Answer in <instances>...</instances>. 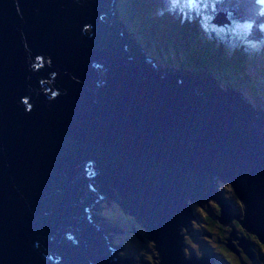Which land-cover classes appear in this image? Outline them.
Segmentation results:
<instances>
[{
	"label": "water",
	"instance_id": "1",
	"mask_svg": "<svg viewBox=\"0 0 264 264\" xmlns=\"http://www.w3.org/2000/svg\"><path fill=\"white\" fill-rule=\"evenodd\" d=\"M119 22L110 0H0V264H133L88 218L104 194L148 229L158 264H217L182 252L187 197L211 196L218 221L264 242V108L207 71L157 66Z\"/></svg>",
	"mask_w": 264,
	"mask_h": 264
},
{
	"label": "rangeland",
	"instance_id": "2",
	"mask_svg": "<svg viewBox=\"0 0 264 264\" xmlns=\"http://www.w3.org/2000/svg\"><path fill=\"white\" fill-rule=\"evenodd\" d=\"M157 1L167 3L166 7L169 13H171L170 11L171 9L172 10L175 9L176 10L175 15H179V17L182 20L187 19L188 22L193 21V19H190V12H193V10L191 11L192 9L191 5L194 4L195 0H122V1L115 0L114 8L117 11L116 17L118 15L123 16V14L127 16L126 18L128 20L126 22L127 24H125V32H129L130 35H133V38L135 40H137L138 42L140 41V44L144 47L145 52L149 53L151 55L152 60H155L157 66L160 67L165 64H173V63H169L172 62L173 59L170 58V56L166 58L163 52H166L168 55L169 53H173L176 54L177 56L180 55L182 58H187V57L189 58L192 56V54H195V51L193 52V49L183 50L172 44H165L164 40L158 39L157 35L159 32H170L173 33L174 36L176 37L179 36L182 37L183 34L179 30L178 24H174V25L169 24L168 26H166L164 24H159L154 16H150L149 10L155 9V6H157ZM256 1L257 0H250L249 2L252 10L260 11V15L257 18H255L256 19L255 26L253 22H249L246 25L244 23H240V20L235 19L236 18L235 17L234 18L235 20H233L234 23L232 22L233 24L230 28V25L225 26L224 23L227 20L233 19L231 15L229 14L224 15V13L222 12H216V11L212 12L211 10H209L212 23L209 22V24H205V27L202 30V31L207 30V32H209V30H211L210 32L212 31L222 32L223 29L224 31H229V32H224L226 33V38L224 39V42L221 36L218 37V39H222V44H220L219 48L216 47L217 45L219 46V44L211 45L210 48L211 55L213 56V58L219 60L218 57H220L222 53L227 52V51L225 52L222 51L221 53V50H223L224 48H230L229 52L232 54L230 59L233 60L232 66L237 64V61L240 66L238 67L237 70H235L236 72L234 73L236 74L235 77L240 78L244 73L245 74L244 78H246L245 84L247 85V87L244 86H242V88L237 87V85L243 83L244 79L242 81H238L235 79L234 81V78L231 77V80H229L228 82L227 81L224 82L220 77L216 76L214 78L219 83V86L222 89L224 88L223 90L234 89L239 94H241L244 101H246L249 104V108L253 110H259L256 106H261L262 108H264V63L260 59V56L252 62H247L244 67V70L242 67V63L245 60L249 61V59L252 56H255L257 53H259V52L251 53L254 47L259 46L261 48V51L264 52V48L261 45V43L264 42V8L254 7L253 4L257 6L262 5L256 3ZM182 4H184L186 7L189 6L190 7L186 10H182L181 9ZM198 6L199 5H196V8H198ZM145 10L148 13V16L143 18V13ZM197 15H199V11ZM179 24L181 25L182 28L186 27L185 25H182V23ZM255 27L260 30V36H261L260 39H256L254 36L255 32L251 31V30L255 31L256 29ZM197 33L199 37L198 39L201 40L203 34L200 32ZM203 40L207 42L205 38H203ZM214 41H216V39H214L213 42ZM236 41L241 42L240 45L236 44L235 43ZM153 44H155L156 46L154 45L153 47ZM162 50L163 52H161ZM174 60L177 62V58H175ZM173 65L176 68L178 67L177 63ZM254 65L258 68H254ZM234 68H237V66H234ZM100 71H103V69H100ZM226 82L227 84H229L228 86L230 87L228 89H226V87H224L223 85ZM220 179L222 180L224 178L221 177L213 180L214 184L215 182L217 184V185L215 184V187L216 186L219 187ZM224 180L228 182L227 179ZM109 186L111 187L112 185H108V187ZM217 189L219 190L217 196L222 198L224 201L226 198H228V201L230 202L231 205V210L235 213V216L241 219L242 209H238L237 208L238 206L234 203V201H231L229 199L230 197L232 198L234 197L237 200L235 194L229 192L230 189L229 187L227 189L230 194H227V191L222 187H220V189L219 188ZM117 200H121V199H117ZM207 200L209 199L206 197V200L205 198L197 199V200L189 198V200L187 201L191 203L196 201L194 205L197 209L201 211L200 214L206 219H208V222H211L212 219H215V222H217L218 221L217 214L214 216V214L212 213L213 211H215V208H212L209 211L207 207ZM199 203L202 205H200ZM238 203L240 202L238 201ZM209 205L212 207L214 204L213 202H210ZM189 207L190 210L186 211V213L189 214L187 217V222L184 223L183 225L184 227L178 230V234L182 235V239L188 242H189L188 239L190 238V241L191 240L193 241L191 243L195 245V249H194L191 248V245H189L188 242H185L184 246H186V248L188 249L186 254L189 255L192 252L196 256L201 257L202 255H200L197 251L202 250L204 247H208L209 244L215 240L216 237L215 231H217L218 233L221 232H220V228L216 226V224L211 225L212 230H210L208 226H206V228L203 227V225H201L202 219L198 214V212L196 211V209H194V207H191L190 205ZM88 212L90 213V215H88V218L92 219V221L90 222H96L100 226L101 230L107 231L105 232V234L108 235V243L110 244V246L113 247V249L111 250V255L113 257L121 258V259H131L133 260V264H146L145 262H147V264H151V263L156 264L159 261V256H157L154 250L151 251V255L156 257V258L153 257L154 260L152 259V256L150 257L151 260H145L143 258V253L145 252L144 251L145 247L143 245L146 246L148 245V242L150 243L151 238L147 237L150 234V232H148L144 228L142 223H139L135 215L130 213L127 207L121 209L119 203L112 196L110 198L106 197V199L102 201L98 199L94 200L91 203V207L88 210ZM111 214L114 215V217H112ZM235 218L236 217H234V220L231 219L233 223L235 222ZM192 219L193 220L195 219L196 222L198 220L199 223L197 224L196 227H194L195 225L191 221ZM189 220L191 222H189ZM232 222L229 221L227 222V224L221 223L222 225L227 227L225 233L229 232V234H227L228 237H230V239L233 240L236 244L237 242H241V240H244L242 242L247 243V247L249 251L246 252L243 248L240 247L241 251H243L245 255L252 260L251 264H261L260 262L261 259L257 257V255L254 254L251 255L252 247L250 242L247 239L242 238L241 236L242 233L238 231V229L232 230L234 227ZM209 251L210 249L208 248L207 252L204 254H209ZM227 254L231 256L233 253L227 251ZM196 259L198 260L199 258L196 257ZM230 264H232V262Z\"/></svg>",
	"mask_w": 264,
	"mask_h": 264
},
{
	"label": "trees",
	"instance_id": "3",
	"mask_svg": "<svg viewBox=\"0 0 264 264\" xmlns=\"http://www.w3.org/2000/svg\"><path fill=\"white\" fill-rule=\"evenodd\" d=\"M249 2H250V0H195L194 4L191 5V7H192L191 11L193 10V12H190V19H193V21L188 22L187 19L182 20L179 17V15H175V12H176L175 9H173V10L171 9L170 10L171 13H169L167 11V7H166L167 3L157 1V6H155V9L149 10L150 16H154L159 24H164L166 26H168L169 24H171V25L178 24L179 30L183 34L182 37L181 36L176 37V36H174L173 33H170V32H159L157 35L158 39L164 40L165 44H172V45H174L180 49H183V50L193 49V52L195 51V54H192V56L189 58L188 57L182 58L180 55L177 56L176 54H173V53H169V55H168L166 52H163V50L161 52H163V54L166 58H168L170 56V58H172L173 61L169 62V63H173V64L177 63V66L179 69H183V70L189 71V72L204 70V71L209 72L210 74H213L214 76L220 77L224 82L225 81L228 82L229 80H231V77L234 78V81H235V79L238 81H242L244 79L243 83H241V84L239 83L240 85H237V87H239V88H242V86L247 87V85L245 84L246 78H244V75H245L244 73L240 78L235 77V75H236V74H234V73H236L235 70H237L238 67H240V66L238 64V61H237V64L232 66L233 60L230 59L232 56V54L229 52L230 48H224L223 50H221V53H222V51L223 52L227 51V52L222 53L220 55V57H218L219 60L213 58V56L211 55V50H210L211 45L219 44V46L218 45L216 46L217 48H219L220 44H222V39H218V37L221 36L223 38V42H224V39L226 38V33H224V32H229V31H224V29L222 32H215V31L210 32L211 30H209V32H207V30H204V31H202V30L205 27V24H209V22H211L209 10H211L212 12H215L216 10L221 11V12L226 11V15L227 14L231 15L233 19L229 20V22L224 23L225 26L230 25V28H231L232 24L234 23L233 20H235V19H247V20L252 19V21H255L256 20L255 18H257L260 15V11L259 10H256V11L252 10ZM256 3H258V2L256 1ZM196 5H199L198 8H196ZM253 5L256 8H260V7L264 8V5H260V6H257L255 4H253ZM189 7H186L184 4L181 5L182 10H186ZM198 11H199V15H197ZM147 16H148V13L145 10L143 13V18H145ZM244 16H246V17H244ZM126 17L127 16L125 14H123V16L118 15V18L121 20V23L124 26H125V24H127L126 22L128 20ZM179 23H182V25H185L186 27L182 28ZM251 31L255 32L254 36L256 39L261 38L259 29L256 28L255 31L254 30H251ZM197 32H200L203 34V37L201 40L198 39L199 37H198ZM203 38H205V40L207 42H205L203 40ZM214 39H216V41L213 42ZM209 42H212V43H209ZM235 43L240 45L241 42L236 41ZM135 44H136V46L138 44L141 45L140 41L139 42L136 41ZM158 44H160V43H158ZM154 45L155 44H153V47H154ZM192 45H194V46H192ZM261 45L264 48V42L261 43ZM144 51H145V49H144ZM254 52H259V53H257L255 56H252L249 59V61L248 60L243 61V63H242L243 70H244V67H245L247 62L254 61L260 55L262 57H264V52L261 51V48L259 46H256L253 48L251 53H254ZM260 52H262V53H260ZM175 58H177V62L174 60ZM234 66H237V68H234ZM46 80H47V84L50 87L54 88L53 85L51 84L50 80L47 78H46ZM226 89H228V88H226ZM220 187L224 188L227 191V194H230V193L235 194L234 188H232L231 184L229 182H226V180H224V179H222V180L220 179L218 188L220 189ZM228 187L230 188L229 189L230 193L228 192V189H227ZM215 189L218 193L219 190L217 188H215ZM111 193H112V195H116V197L118 199L120 198V196L115 192V190L113 191V189H112ZM107 195H106V197H108V198L111 197V196H109V195L107 196ZM235 196H236V194H235ZM189 198H191V197H187L185 200H189ZM192 199H195V198L192 197ZM197 199H204V198L198 197ZM229 199L231 201H234V203L238 206L237 208L242 209L241 211H243L244 204L238 197H237V200L240 203H238V201L234 197L233 198L230 197ZM195 202L196 201L191 203V202L187 201L188 205H190L191 207H194V209H196V211L200 215V217L202 219L201 225H203V227H205V228H206V226H208V228L210 230H212L211 225L216 224V226H218L220 228V232H221V233H218L217 231H215L216 232L215 240L212 241L208 247H204L202 250L197 251V252L203 256V254L206 253L207 249L209 248L210 249L209 255H211L215 259V262L217 264H230L231 262H232V264H251L252 260L248 256H246L243 251H241V248L239 245L235 246L239 250L238 253L231 251L229 249V247L227 246V244H226L227 243V237H228L227 234H229V232L225 233V230H227V227L222 225L220 221L215 222V219H212L211 222H208V219L203 217L200 214L201 211L195 207V205H194ZM210 202H213V204H214L212 207L209 205ZM225 202H227L229 204L228 198L225 199ZM200 205H202V204H200ZM239 205L241 206V208ZM119 206L121 209L124 208V206H121V205H119ZM229 206L231 209L230 204H229ZM207 207H208L209 211L212 208H215V211L212 212L214 214V216L216 214L218 215L220 213V205L211 199L207 200ZM231 212H232V214L235 215V213L232 210H231ZM111 216L114 217V215H112V214H111ZM231 219L234 220L233 215L231 216ZM191 221L194 223V225H195L194 227H196L197 224L199 223L198 220L196 222L195 219L194 220L192 219ZM191 221L189 220V222H191ZM235 224H236V226L238 225L240 232L243 231L244 235L246 236L245 239H247L251 244L252 251H253L254 255H257V257H259L261 259L260 260L261 264H263L264 263V243H262V241L259 240V238L256 236L255 233L247 230L244 226H242L236 218H235ZM177 226L179 227L178 230H180V228L184 227L183 224H179ZM180 240H182L184 242H188V241L182 239V235H180ZM188 240H189L188 244L191 245V248L195 249V245L193 243H191L193 241L192 240L190 241V238ZM140 243H142V242H140ZM143 246L145 247V250H144L145 252L143 253V258L145 260H151L150 259L151 256L153 259V255H151V251H153V250L158 256V251L156 248H154V241L152 239H151L150 243L148 242V245H146V246L143 245ZM187 250L188 249L186 248V246L182 247V252L184 251V253H187ZM227 251H229L233 254L231 256H229L227 254ZM159 261H160V256H159ZM145 263L147 264V262H145ZM151 264H153V263H151ZM156 264H158V262Z\"/></svg>",
	"mask_w": 264,
	"mask_h": 264
},
{
	"label": "bare ground",
	"instance_id": "4",
	"mask_svg": "<svg viewBox=\"0 0 264 264\" xmlns=\"http://www.w3.org/2000/svg\"><path fill=\"white\" fill-rule=\"evenodd\" d=\"M83 29H84V28H83ZM86 29H87V30H91V29L88 28V27H87ZM83 32H84V31H83ZM152 61H153V60H152ZM153 62H154V61H153ZM100 69H101V67L96 66V70H97L96 72H97V73L100 72ZM96 81H97V80H96ZM212 178H213V179L221 178V176H217V175L214 176V175H213ZM109 187H110V186H109ZM215 188H218V186L215 187ZM110 189H111V192H112V189H113V191H114L115 186L112 185V186L110 187ZM106 195H107V194H106ZM104 197H105V198H104ZM104 197H103V196H100V198H98V200H101V201H102V200L106 199L105 194H104ZM201 198H204V197H201ZM207 198H208L209 200L211 199V200L216 201V200L213 199L211 196H209V197H207ZM219 198H220V197H219ZM216 202H218V201H216ZM85 208H88V207H85ZM89 209H90V208H89ZM137 220H138V219H137ZM229 220H230V219H229ZM229 220H228V222H229ZM138 221H139V223H141L140 220H138ZM94 223L97 225L98 229H100V226H99L96 222H93V224H94ZM144 228H145V227H144ZM145 229L148 231L147 228H145ZM105 232H107V231H103L102 234H103V233L105 234ZM262 243H264V242H262ZM226 244H228V243H226ZM115 258H116V257H115Z\"/></svg>",
	"mask_w": 264,
	"mask_h": 264
},
{
	"label": "flooded vegetation",
	"instance_id": "5",
	"mask_svg": "<svg viewBox=\"0 0 264 264\" xmlns=\"http://www.w3.org/2000/svg\"><path fill=\"white\" fill-rule=\"evenodd\" d=\"M214 201V200H213ZM214 202H216V201H214ZM241 213H242V211H241ZM242 215V214H241ZM217 216H219V214L217 215ZM230 222H232V220H231V218H230V220H229ZM232 224L234 225V227H233V229L232 230H236V229H238V231H239V227H238V225L236 226V224H235V222L233 223L232 222ZM241 236H242V238H245V235H244V233H243V231H241ZM228 246V245H227ZM231 251H233V252H236V253H238V249H237V247H236V249H234V248H232V249H230ZM252 250V249H251ZM254 253H253V251H251V255H253Z\"/></svg>",
	"mask_w": 264,
	"mask_h": 264
},
{
	"label": "clouds",
	"instance_id": "6",
	"mask_svg": "<svg viewBox=\"0 0 264 264\" xmlns=\"http://www.w3.org/2000/svg\"><path fill=\"white\" fill-rule=\"evenodd\" d=\"M155 61V60H154ZM156 62V61H155ZM166 65V64H165Z\"/></svg>",
	"mask_w": 264,
	"mask_h": 264
}]
</instances>
